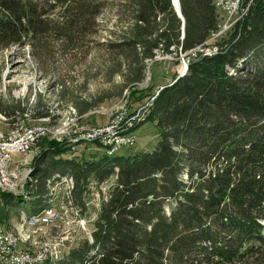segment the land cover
<instances>
[{
    "label": "trees",
    "instance_id": "1",
    "mask_svg": "<svg viewBox=\"0 0 264 264\" xmlns=\"http://www.w3.org/2000/svg\"><path fill=\"white\" fill-rule=\"evenodd\" d=\"M178 1L183 30L171 0H0V52L28 48L41 71L58 74L63 92L77 85L62 70L100 49L123 87H135L157 50L183 55L209 45L218 25L213 0ZM242 5L245 15L214 43L217 52L197 53L184 76L155 93L143 122L157 129L153 150L73 157L67 143L42 140L32 201L1 194L0 225L9 206L35 213L46 206V182L71 177L72 205L83 204L93 183L99 214L91 239L57 264H264V0ZM108 13L116 29L105 27L113 37L98 43ZM40 98L31 118L53 124ZM72 101L79 115L97 106ZM26 109L0 98L3 121Z\"/></svg>",
    "mask_w": 264,
    "mask_h": 264
},
{
    "label": "rangeland",
    "instance_id": "2",
    "mask_svg": "<svg viewBox=\"0 0 264 264\" xmlns=\"http://www.w3.org/2000/svg\"><path fill=\"white\" fill-rule=\"evenodd\" d=\"M112 14L104 15L100 18L101 23L109 21L106 24H102V28L98 36L94 38V41L102 43L108 39H112V35L108 33L107 28L116 29L114 26V19L111 18ZM107 27V28H105ZM210 48V47H209ZM109 58L102 50H95L90 53L86 59H77L72 61L79 63L80 66H75L73 70H62L68 80H73L76 87H71L67 90H63L54 83V79L58 77L56 72H43L41 71L32 56L29 49L24 48H9L0 52V98L2 100L19 101L21 106L27 107L26 111L21 116V119L27 120L30 124L31 107L35 104L34 99L41 96V101L44 105H49L52 109V115H54L55 122L51 124L49 118H45L48 126L55 125L54 130H47L48 137L44 140H40L36 147L32 149L28 155L17 156L12 155L14 161L21 160L22 166L19 170V191L18 195H12L13 198L25 199L27 202L32 201L27 196V191L30 188V178L33 172V166L35 159L41 152V149L46 144L51 142L55 143H69L73 142L78 136L82 135L83 131L103 129L109 125L112 119L116 118L120 114L129 113L145 109V107L151 103L154 99L155 93L163 86L174 82V78H177L182 72L183 62H186L187 58L181 55L172 54L171 56L163 57L157 61H150L144 72V79L135 87L125 88L123 87L122 74L114 72L112 62L108 61ZM188 64V63H187ZM181 69V70H180ZM174 80V81H173ZM177 80V79H176ZM78 96L79 99H84L87 102L95 104L93 109L83 115L78 114V110L75 106V101H72L74 96ZM102 101V102H100ZM148 104V105H147ZM147 109V108H146ZM2 115V116H1ZM3 117L8 118L4 114L0 113V129L6 131L11 124L15 121L7 120L3 121ZM15 117V119L17 118ZM145 119L143 120V122ZM143 122L139 123L143 124ZM50 123V124H49ZM45 124H42L43 128ZM81 133V134H80ZM133 138H135V144L131 148H122L117 154L129 155L140 151H151L155 147L156 142L159 140L157 129L154 124L147 122L143 125L135 127L133 129ZM42 141L43 146H40ZM59 141V142H58ZM47 147V145L45 146ZM102 151L98 149L95 143H80L75 149L72 150L71 156L88 158L92 155H100ZM65 155L64 157H66ZM94 187V188H93ZM92 187V194L95 203V209L98 208L97 201L99 195L96 192L97 186ZM103 187H107L103 191ZM53 206L57 208L61 204V192L64 190L65 203L70 214H78V207L72 206L68 201L67 185L63 181H57L53 184ZM103 196L107 194L108 186L102 185L100 188ZM1 195V194H0ZM47 205V202H46ZM7 213V219L1 223L9 229H14L18 224L21 215L24 211H19V208L14 206L10 207ZM26 213V212H24ZM264 224V222H263ZM93 229V227H89ZM73 232L66 229H46L45 233L40 238L37 237L34 244L40 245L41 243L48 241L52 244H58V242H66L73 238ZM87 239H91V232H87ZM88 240V241H89ZM54 244V245H55ZM74 246H71V248ZM22 249H26L33 253L34 249L28 246L21 245ZM62 249L61 247L57 250ZM65 252L64 255H66ZM60 256H53L51 261L46 264H57L61 259Z\"/></svg>",
    "mask_w": 264,
    "mask_h": 264
},
{
    "label": "built area",
    "instance_id": "3",
    "mask_svg": "<svg viewBox=\"0 0 264 264\" xmlns=\"http://www.w3.org/2000/svg\"><path fill=\"white\" fill-rule=\"evenodd\" d=\"M242 2L243 0H213V5L218 15L217 29L210 34L208 40L206 41L209 45L206 46V48H203L201 45L200 47L181 55L187 58L186 62H183V65L189 63V60L196 57L197 53H203L206 55L217 52V47L214 43L219 38L230 32L232 28L243 18L244 12H246L247 8L243 7ZM165 56L169 57L171 55L163 54L161 50H158V56L154 57V61H157L160 57L163 58ZM146 108L147 106L141 111L137 110L131 113L126 111V115L123 116V119L117 120L115 124H112L110 129L103 130L100 133L77 138L75 142L69 143L71 151L80 143L84 142H98V149L103 150H121L122 148L128 149L133 147L135 144V138L129 137L127 140H121V143L117 146V148H110L111 132L141 120ZM17 126H23V123L14 125L13 131L10 132H3L2 129H0V168L2 163L7 162V158L13 153V150H21V153H23L26 145L31 141H34L37 137V130H28L27 136H19V134H16ZM106 184H108V191L105 197H108V192L114 184V180L106 181ZM92 186L90 187V193L83 195V204H78V215L70 214V209H68L65 203L63 190L60 193L61 204L57 207V209H55L54 214L48 215V217L40 218V220L32 223V225H34V230L42 233L43 229H66L68 231H72L74 233L73 238L64 242L62 249L50 250L48 248L46 249V252L41 253V255L28 256L26 252L19 251L17 242L16 247H9V240L14 239H12V235L5 234V224H2L0 227V264H40L42 260L62 255L67 252L71 246H78L82 240L86 239L87 232H93V225L99 214L95 212V203L91 192ZM89 227H93V229H90Z\"/></svg>",
    "mask_w": 264,
    "mask_h": 264
},
{
    "label": "bare ground",
    "instance_id": "4",
    "mask_svg": "<svg viewBox=\"0 0 264 264\" xmlns=\"http://www.w3.org/2000/svg\"><path fill=\"white\" fill-rule=\"evenodd\" d=\"M245 13L246 12H244V15H245ZM206 55H210V54H206ZM157 56H158V50L155 52V57H157ZM186 65H188V64L186 63L183 66L185 67ZM183 69L184 68H182V71H183ZM125 115H126V113H125ZM125 115L120 114L116 118L112 119V121L109 123V125L103 129L101 128L98 130L83 131L82 135L78 136L77 138H81L83 136H88V135L100 133L103 130L110 129L112 124H115L116 121L119 119H123V116H125ZM145 117H146V111H145L141 120H138L137 122H135L131 125H127L126 127L121 128L119 130L112 131L111 137H110V148H117V146L120 145L121 140H127V138H129V137L133 138V129H135L136 125L143 122ZM15 120H14L15 122L13 124H11L9 129H7L6 131H3V132L13 131L14 125H18L19 123H23V126H17L16 127V134H19V136H27L28 130H37V137L34 141H31L30 143H28L26 145L23 153H21V150H13V153L11 155H9L7 158V162L2 163V166L0 168V194L9 193V194H13V195H18L17 192L19 191V182H20L18 177H19V170H20V167L22 166V163H20L21 160L14 161L12 158V155H17V156H21V157L23 155L24 156L28 155L29 153H31L32 149H34L36 147V145L38 144V142L40 140H42V139L44 140V138L48 137V134H47L48 129L49 130L55 129L54 128L55 125H52L49 127L48 124H46L48 122L45 121V119H29V121L31 120L30 124H28V121H27L28 119L23 120V119H21V117H17ZM42 124H45L44 126H46V127L43 128ZM77 138L73 142H75L77 140ZM89 143H96V145L98 144V142H89ZM100 150L108 157L116 156L117 153L119 152V150H112V149H105V150L100 149ZM60 180L63 181L67 185V188H68L67 198L69 200L68 202L72 205L71 191H72L73 185H74L73 180L71 179V177H60L58 179V181H60ZM29 181H30L29 186L31 188L35 182L34 177L31 176ZM56 182H52L51 180H48L46 182L48 193H47V196L44 198L47 201V205L45 207H43L39 211L32 213V214H27V213L23 212L18 224L14 227V229H9L5 226V234L12 235V239H14V240H9V247H16V242H17L19 251L20 252H26L28 256L41 255V253L46 252V249H48V248L50 250H57L60 247L62 248V243H63L62 241L58 242V244L54 243L55 245L48 242V241H45V242L41 243L40 245L34 244L37 237H40L43 239L45 238V237H41V235L45 233L46 229H43V233H42L40 231H35L34 225H32L33 222L40 220V218L48 217V215L54 214L55 209H57L53 206V201H52L53 200V191H54L53 184ZM30 188L27 191L28 192L27 196H29V197H30ZM106 189H107V187H103L102 190L105 191ZM0 206L4 207V204L1 202V200H0ZM75 215H78L77 212H75ZM0 227H1V225H0ZM21 245H25V246H28L29 248H33L34 252L31 253L26 249H22ZM51 259L42 260L40 262V264L49 263L51 261Z\"/></svg>",
    "mask_w": 264,
    "mask_h": 264
},
{
    "label": "water",
    "instance_id": "5",
    "mask_svg": "<svg viewBox=\"0 0 264 264\" xmlns=\"http://www.w3.org/2000/svg\"><path fill=\"white\" fill-rule=\"evenodd\" d=\"M172 1V5H173V8H174V11L175 13L177 14V16L181 19L182 21V30H183V25H184V20H183V17L181 15V12H180V6H179V1L178 0H171ZM187 69H188V65H186L183 69V71L180 73V75L176 78H180L182 76H184L187 72Z\"/></svg>",
    "mask_w": 264,
    "mask_h": 264
},
{
    "label": "crops",
    "instance_id": "6",
    "mask_svg": "<svg viewBox=\"0 0 264 264\" xmlns=\"http://www.w3.org/2000/svg\"><path fill=\"white\" fill-rule=\"evenodd\" d=\"M103 154V153H102ZM119 155V154H118Z\"/></svg>",
    "mask_w": 264,
    "mask_h": 264
}]
</instances>
